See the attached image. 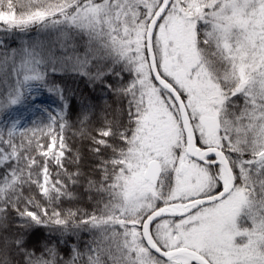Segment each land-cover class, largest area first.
<instances>
[{"label":"snow or ice","instance_id":"snow-or-ice-1","mask_svg":"<svg viewBox=\"0 0 264 264\" xmlns=\"http://www.w3.org/2000/svg\"><path fill=\"white\" fill-rule=\"evenodd\" d=\"M32 29L63 42L0 37V264H264V0H0Z\"/></svg>","mask_w":264,"mask_h":264},{"label":"trees","instance_id":"trees-1","mask_svg":"<svg viewBox=\"0 0 264 264\" xmlns=\"http://www.w3.org/2000/svg\"><path fill=\"white\" fill-rule=\"evenodd\" d=\"M0 37L4 39L5 44L10 46V48H19L21 43L23 42H40L43 45L51 46L56 51L57 55L60 54L59 46H60V43L63 42L59 38L58 34H55V33L53 34L39 33L38 34L35 29H32L27 35H19V34L5 35V33L0 31ZM73 40L78 42L77 37H73ZM54 79L62 87L66 89H70L73 92H75L77 97L89 98L93 104L97 105L96 107L97 114L100 113L101 109L105 106V104H108V105L112 104L111 98H104L101 96L99 88L92 89L88 85L86 80L72 75L71 72H64L63 70H60L58 71ZM45 102L51 103V100H46ZM24 116L27 119L30 117V114L25 112ZM70 123L73 125V127L66 129L64 133L66 139L69 141V146L72 147L74 151L77 149H80L81 151H83L86 141L82 139L79 135L80 125L77 122L76 113L71 115ZM92 126H95V124H93ZM85 127L87 128L88 125H85ZM71 191H73L76 195H80V191L76 188H72ZM66 206L70 207L73 205H66ZM78 206L88 211H91V209L89 208V202L80 204ZM90 239L91 237L87 233H81V241H87ZM71 242L75 243V239H72ZM81 247H83L82 244H81ZM61 251H62V254L65 256V258H67L68 254L64 252L63 250Z\"/></svg>","mask_w":264,"mask_h":264}]
</instances>
